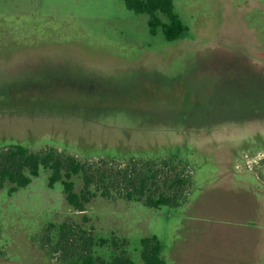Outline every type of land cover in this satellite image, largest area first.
I'll return each mask as SVG.
<instances>
[{
  "label": "rangeland",
  "instance_id": "rangeland-1",
  "mask_svg": "<svg viewBox=\"0 0 264 264\" xmlns=\"http://www.w3.org/2000/svg\"><path fill=\"white\" fill-rule=\"evenodd\" d=\"M173 1L189 30L169 42L122 0H0V154L56 150L95 180L84 212L48 172L0 189V264H145L152 237L166 264H264V71L247 60L264 59V0ZM126 171L148 180L140 201ZM161 193L175 206H146Z\"/></svg>",
  "mask_w": 264,
  "mask_h": 264
},
{
  "label": "trees",
  "instance_id": "trees-1",
  "mask_svg": "<svg viewBox=\"0 0 264 264\" xmlns=\"http://www.w3.org/2000/svg\"><path fill=\"white\" fill-rule=\"evenodd\" d=\"M126 7L138 14L149 16V29L152 35H157L161 29L166 40L169 42L177 41L188 32V27L181 20L175 11L173 0H122ZM42 172H48V187L54 189L60 183L69 205L80 212H84L86 205L90 202V186L95 182L93 167L78 161L72 156H63L56 150L32 153L22 145L14 146L0 154V189L10 185L9 195L18 192L20 189L29 186L35 178ZM129 172H125V180L130 188H127L125 197L129 200L140 201L146 196L147 178L143 177L137 185V179L132 178ZM155 178L157 174H152ZM76 178L84 181V188L81 192L76 191ZM181 183V182H180ZM108 196L107 192L102 193ZM172 196L161 193L157 197L147 196L145 204L148 207L159 209L162 206H175ZM109 241L102 240L103 246ZM111 246L117 250L118 243L112 240ZM126 251L119 254L114 251L109 261L101 264H135L126 255ZM163 247L157 237L145 238L142 240L141 258L145 264H166L162 257ZM98 262V261H97ZM92 256L84 259L83 264H94Z\"/></svg>",
  "mask_w": 264,
  "mask_h": 264
},
{
  "label": "flooded vegetation",
  "instance_id": "flooded-vegetation-1",
  "mask_svg": "<svg viewBox=\"0 0 264 264\" xmlns=\"http://www.w3.org/2000/svg\"><path fill=\"white\" fill-rule=\"evenodd\" d=\"M252 47V46H251ZM255 49V48H254ZM248 52L249 53H253L252 52V50H250L249 48H248ZM261 54H263V52H261V51H259ZM249 62H251V63H254L255 65H257V66H259V67H261L262 69H263V71H264V59L263 58H261V63L260 62H254L253 60H254V58L252 57V58H250V57H248V59H247ZM263 78V80H264V77H262ZM263 82V84H264V81H262ZM261 98H262V101H263V103H264V95L263 96H261ZM264 114V113H263Z\"/></svg>",
  "mask_w": 264,
  "mask_h": 264
}]
</instances>
